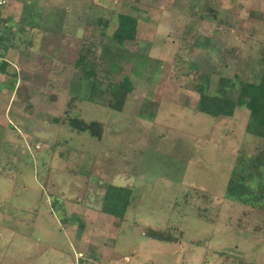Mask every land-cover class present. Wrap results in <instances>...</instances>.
<instances>
[{
	"label": "rangeland",
	"instance_id": "rangeland-1",
	"mask_svg": "<svg viewBox=\"0 0 264 264\" xmlns=\"http://www.w3.org/2000/svg\"><path fill=\"white\" fill-rule=\"evenodd\" d=\"M10 7L1 52L13 54L0 71V264H264V200L253 194L243 205L225 195L230 182L264 186V165L249 163L264 162V141L247 134L246 109L219 118L196 109L203 82L215 94L229 82L260 81L264 0ZM119 15L138 18L139 30L122 66L134 86L122 111L104 105L109 95L97 104L86 88L85 100L70 89L81 45L112 36ZM98 18L110 21L101 32ZM43 36L52 47L41 49L45 59L35 48ZM107 185L133 192L121 224L102 211ZM147 229L176 242L148 238Z\"/></svg>",
	"mask_w": 264,
	"mask_h": 264
},
{
	"label": "trees",
	"instance_id": "trees-1",
	"mask_svg": "<svg viewBox=\"0 0 264 264\" xmlns=\"http://www.w3.org/2000/svg\"><path fill=\"white\" fill-rule=\"evenodd\" d=\"M24 7L27 8V5ZM32 15H34L33 11L29 14L31 20H33ZM93 23L97 26V31L100 30L101 32L102 29L108 28L110 21L98 18ZM34 26L33 21H31V27ZM138 35V18L119 15L118 26L112 36H107L104 33L100 38L93 40L92 47L88 48V46L81 45L78 51V59L74 64L76 75L70 80L73 98L85 100L80 92L86 88L92 96L89 100L94 101L93 96L96 95V101L94 102L99 104L100 100H104L103 96L109 95L108 102L104 105L113 110L122 111L134 87L130 77L122 74V66L126 55L131 52L128 47H139ZM81 43H83V40H81ZM31 45L33 46V44ZM97 47L101 48L99 57L96 52ZM135 54L139 55L138 52H135ZM5 56L6 53L3 51L2 57ZM102 73H104V76H101ZM120 75H123V77L116 85L118 88H114V84ZM205 78L206 76H203L202 79ZM85 83H87L86 87L84 86ZM198 93L199 100L196 109L213 118L232 117L238 108L249 111L246 132L248 135L264 141V68L258 83L240 82L236 84L229 82L226 87L218 86L215 94H210L203 82L198 88ZM71 123L75 126L74 128L82 125L78 123L77 119L72 120ZM249 163L253 167L264 165V162L259 161L258 157ZM105 188L106 191L102 198V211L104 214L118 219L119 224H121L124 222L132 203L133 192L129 188L114 185H107ZM253 194L256 198L255 202H262L264 200V186L260 185L258 190L254 191L243 183L233 184L230 182L225 191L226 197L232 198L243 205L251 203L249 197ZM56 203L54 205H57ZM80 227H82V224ZM145 236L160 242H176L169 231L147 229Z\"/></svg>",
	"mask_w": 264,
	"mask_h": 264
},
{
	"label": "crops",
	"instance_id": "crops-1",
	"mask_svg": "<svg viewBox=\"0 0 264 264\" xmlns=\"http://www.w3.org/2000/svg\"><path fill=\"white\" fill-rule=\"evenodd\" d=\"M10 9H11V7L9 6V8H8V10H7V12H8V14H10L9 12H10ZM10 21H11V18H9V15L7 16V24H8V26H9V23H10ZM62 34V33H61ZM39 42L38 43H36V50H37V52H39L38 54V57L39 58H41L42 59V57H44V53H43V51H41V49H45L46 47H49V46H47L48 44H47V39H45L44 38V36L43 37H41L39 40H38ZM62 43V44H61ZM61 49H63V50H65V48H66V45H67V42H66V40H64V39H62L61 40ZM34 48V49H35ZM58 48V47H57ZM40 49V51H38ZM50 51L52 50V47L50 46L49 48H48ZM36 50H34V52H36ZM8 51V56H10L11 55V53H12V49H8L7 50ZM57 51H58V49H57ZM13 54V53H12ZM8 56H7V54H6V58H7V60H8V62H9V58H8ZM59 57V56H58ZM44 59H45V57H44ZM54 60L58 63V67H67V64L65 63V60H60L61 62H59V60L57 61V59H55L54 58ZM64 61V62H63ZM8 62H4V63H2L1 65H0V68H1V70L3 69L2 68V65L3 64H5V63H8ZM63 63V64H62ZM65 63V64H64ZM10 64H11V62H10ZM9 64V65H10ZM44 64V63H43ZM44 66H45V64H44ZM6 72V71H5ZM61 72V71H60Z\"/></svg>",
	"mask_w": 264,
	"mask_h": 264
},
{
	"label": "built area",
	"instance_id": "built-area-1",
	"mask_svg": "<svg viewBox=\"0 0 264 264\" xmlns=\"http://www.w3.org/2000/svg\"><path fill=\"white\" fill-rule=\"evenodd\" d=\"M10 1L11 0H0V65L4 62H8L6 57H2V44H3V39H4V34L3 32L6 30L8 27L7 24V10L10 6Z\"/></svg>",
	"mask_w": 264,
	"mask_h": 264
}]
</instances>
